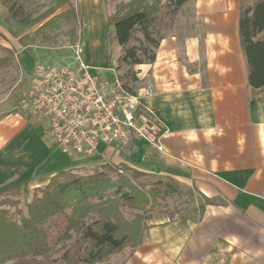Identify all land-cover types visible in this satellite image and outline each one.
Masks as SVG:
<instances>
[{"label":"crops","instance_id":"0c3cea01","mask_svg":"<svg viewBox=\"0 0 264 264\" xmlns=\"http://www.w3.org/2000/svg\"><path fill=\"white\" fill-rule=\"evenodd\" d=\"M83 1L98 65L89 63L87 51L84 59L102 78L114 79L102 49L107 34L114 37L106 3ZM240 5L193 0L183 8L192 7L193 17L169 30L155 62L134 68L136 94L163 125V152L136 140L125 150L107 146L93 158H69L47 124L21 110L0 118V192L23 187L32 194L61 172L127 166L178 182L201 204H193L197 219L155 224L141 247L124 251L123 264H264V89L250 85Z\"/></svg>","mask_w":264,"mask_h":264},{"label":"trees","instance_id":"16d2710c","mask_svg":"<svg viewBox=\"0 0 264 264\" xmlns=\"http://www.w3.org/2000/svg\"><path fill=\"white\" fill-rule=\"evenodd\" d=\"M192 1L131 0L117 5L107 26L114 29L123 51L117 71L128 68L118 75L125 90L137 93L134 68L155 62L176 17ZM78 2L50 0V8L36 17L41 9L37 0H0L9 18L23 28L39 25L65 7L68 11L63 14L77 19ZM239 28L250 85L264 89V0H241ZM1 52L11 51L0 49V67L4 66ZM22 190L28 192L15 187L0 192V197ZM185 195L195 197L172 179H158L127 166L107 165L86 175L61 172L35 189L25 208L18 200L0 201V264L108 263L127 248L142 246L154 227L149 212L165 213L159 209ZM168 219L174 221L172 216Z\"/></svg>","mask_w":264,"mask_h":264},{"label":"built area","instance_id":"2783aa9c","mask_svg":"<svg viewBox=\"0 0 264 264\" xmlns=\"http://www.w3.org/2000/svg\"><path fill=\"white\" fill-rule=\"evenodd\" d=\"M86 63L80 44L60 63L37 61L21 103L28 116L47 124L57 149L69 158H93L102 148H130L136 140L163 152V125L123 88Z\"/></svg>","mask_w":264,"mask_h":264},{"label":"rangeland","instance_id":"374dc122","mask_svg":"<svg viewBox=\"0 0 264 264\" xmlns=\"http://www.w3.org/2000/svg\"><path fill=\"white\" fill-rule=\"evenodd\" d=\"M89 0H84L87 3ZM131 0H115L114 2H105L106 10L109 15L114 14L117 5L121 2L129 3ZM40 5L39 17L50 8V0H37ZM45 6V7H44ZM76 6V16L65 15L68 11L65 7L49 17L43 23L32 28H23L8 16L7 9L0 4V49L7 48L10 54L1 52L4 66L0 67V118L10 114L21 112L22 101L30 85L29 69L37 61H52L60 63L64 60H70L73 57L74 47L80 44L83 48V55L87 51L89 63L93 66L98 65L95 36L89 41L87 21L81 16L79 2ZM193 17L192 7L182 9L175 19L176 26H180L181 20ZM45 25L43 28L42 26ZM168 31V30H167ZM88 42V43H87ZM104 54L109 60V68L120 75L126 72L128 68L123 67V71H117L119 56L123 54L122 48L116 43L113 33H108L105 41L102 43ZM116 61V64L114 62ZM100 65L103 67L106 62L100 57ZM133 169V168H131ZM81 175L91 174L92 172L80 171ZM18 200L22 207L28 204L32 199V194L28 191L8 193L0 197L4 199ZM192 201V202H190ZM199 197L191 198L186 195L176 200H170L167 205L158 211H151L148 215L152 216L150 225H155L172 216L174 220L197 219L200 212L194 210V202H200ZM169 212H168V211ZM172 212V213H170ZM126 250H132L127 248ZM125 251V250H124ZM124 251L114 256L110 262L102 264H123ZM122 256V257H121ZM126 257V254H125Z\"/></svg>","mask_w":264,"mask_h":264}]
</instances>
